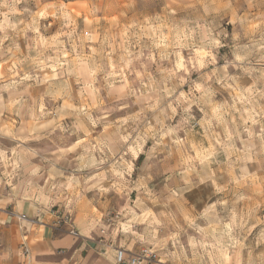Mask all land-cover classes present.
I'll return each mask as SVG.
<instances>
[{"label": "rangeland", "instance_id": "rangeland-1", "mask_svg": "<svg viewBox=\"0 0 264 264\" xmlns=\"http://www.w3.org/2000/svg\"><path fill=\"white\" fill-rule=\"evenodd\" d=\"M22 6L23 19H9L4 13L16 15L15 5L0 0V99L5 102L11 96L23 92L27 85L36 83L32 79L22 80L25 75L42 81L33 91L34 96L49 91L50 87L56 90L55 85L62 79H67L78 92L76 75L63 76L64 70H75L77 75L87 80L88 72L92 69L87 59L90 54L103 46L114 61L129 32L140 21H146L163 10L162 6L141 2L120 14V17L107 18L102 16L94 3L36 4L27 0ZM243 14L232 12L217 16L218 28L228 33V37L219 41L221 46L216 53L217 67L224 69L227 66L232 79L227 80L231 87L212 85L217 92L213 99L217 104L235 106L237 115L232 117L233 122L237 116L243 117L236 125L237 134L231 139L221 135L213 140L208 134L209 129L203 124L206 109L200 104H192L190 110L184 112L182 107L172 102L175 98L179 103L176 94L165 93L166 100L158 99L164 80L162 72L152 74L151 87H145L150 85V81L144 80V86H140L143 96L138 98L139 94L127 96L126 89L120 88L121 76L128 82L130 74L116 69L115 63L110 64L112 79L116 83L112 86L113 99L109 106L113 111L108 116V122L116 123L143 113L145 119L140 123L139 131L148 137L143 151L137 153L129 145V151L125 153V159L132 167L130 183L133 186L128 190L127 184L113 182V189L106 194L108 207L115 209L111 211V216L119 219L121 213H126V219L129 220L140 217L143 223L136 225L134 231L141 234H147L153 219L164 217L170 222L169 229L152 233L156 237L155 241L129 242L128 245L136 252L143 247L154 252L155 259L147 264H247L250 258L258 257L264 251V141L260 135L264 130V100H260L256 93L246 91L252 87L259 70L264 69V60H261L258 51L261 46L258 34L245 38L239 44L231 41L234 30L241 29L237 17ZM68 29H72L71 35ZM237 55H248V60L239 69L230 66L236 61ZM243 68H247L248 74H241ZM140 75L136 73L138 79ZM190 75L194 81L197 79L195 73ZM182 90L187 94L189 85L185 83ZM57 94L60 93L57 91ZM252 97H256V102L248 103ZM56 103L62 104L63 101L58 100ZM5 116L6 119L11 116L13 120H19L12 113H6ZM63 122L70 126L75 122L82 123L70 115L63 117ZM224 127L230 135L232 126L225 123ZM104 129V124L89 127L92 144L102 138ZM165 132L168 133L162 136L165 143L179 142L174 160L160 154L159 148L151 154L148 151L157 136ZM87 140L88 137L83 133H77L66 142H60L59 147H71ZM185 140L191 141L194 156L201 155L208 148L215 154L210 157L209 163L194 165L192 171L184 174V179H179L172 169L184 159L182 144ZM4 143L11 146L8 140ZM27 144L39 146L41 151H56L49 137L28 141ZM82 151V148L77 149V152ZM117 159L118 154L113 156V161ZM153 160L156 162L152 163ZM149 171L154 174L146 180L145 173ZM91 197L92 192L89 191L84 196L85 203L75 213L69 212L67 205L56 203L47 206L40 203L49 208L50 213L69 214L79 232L76 221L88 214L86 202ZM99 210L95 206L91 209ZM177 212L182 215L184 223L179 222ZM234 217L245 220L241 233L244 247L221 250L215 246L213 238L222 229H228ZM120 223L123 225L124 220ZM77 239L84 245L68 264L95 262L103 250L92 249L90 256L85 257L87 249L93 246L91 240L107 245L109 238L104 234L93 233L91 237L81 236ZM117 239L123 242L122 236L116 235Z\"/></svg>", "mask_w": 264, "mask_h": 264}, {"label": "clouds", "instance_id": "clouds-1", "mask_svg": "<svg viewBox=\"0 0 264 264\" xmlns=\"http://www.w3.org/2000/svg\"><path fill=\"white\" fill-rule=\"evenodd\" d=\"M143 2L162 6L163 10L146 21H140L129 32L114 61L101 46L87 57L92 64L87 80L77 75L75 70L63 71V76L76 75L78 92L67 79H62L55 85L56 90L50 87L49 91L34 96L33 91L42 81L25 75L22 80L32 79L36 83L27 85L23 92L11 96L7 102L0 99V197L7 195L21 203L39 201L47 206L60 203L67 205L69 212L75 213L80 205L85 203L84 196L91 191L92 197L86 202L89 212L76 221L80 231L76 232L74 229L72 234L77 238L91 237L93 233L108 236L109 251L104 254L106 258H102L99 264H117L113 257L124 259V253L112 251L118 243L115 240L116 235L122 236L121 246L126 248L133 240L144 243L155 241L156 237L152 234L154 231L170 227L167 218L153 219L147 234H141L134 231L136 225L143 223L140 217L129 220L126 219V213H121L119 219L111 216V211L115 209L108 207L106 194L113 189V182L127 184L128 190L133 186L130 183L132 167L125 159V153H128L129 145L134 147L137 153L143 151L144 142L148 137L139 131V125L145 119L143 113L116 123L108 122V116L113 111L109 106L113 99L112 86L116 83L112 79L110 64L115 63L116 69L130 74L128 82L121 76L120 88L126 89L127 96L139 94L138 98L143 96L140 86H144V80L150 81V85L145 87H151L152 74L162 72L164 80L161 82L157 98L166 100L165 93L176 94L179 103L175 98L172 102L177 107H182L184 112H188L192 104H200L206 109L203 124L209 129L208 134L216 140L221 135L231 139L238 132L236 125L243 119L242 116H237L233 122L232 117L237 115L235 106L217 104L213 99L217 92L213 90L212 85L231 87L227 80L232 79L227 66L224 69L217 67L216 53L221 46L219 41L228 37L227 32L218 28L217 16L220 13L228 15L232 12H243V15L237 17L241 29L234 30L231 41L239 44L245 38L258 34L261 42L258 51L261 60H264V0ZM67 32L71 35L72 29ZM248 55H237L236 61L230 66L241 68L248 60ZM137 72L141 74L139 79ZM191 73L196 74L195 81ZM241 74H248L247 68H243ZM185 83L190 88L187 94L182 90ZM257 84L260 85L259 88L256 87ZM246 91L256 93L260 100H264V69L259 70L252 87ZM105 92L108 95H102ZM58 100L63 103L57 104ZM255 102L256 97L248 100V103ZM6 113L18 117V122L11 116L5 119ZM69 115L78 118L82 123L75 122L71 126L64 123L63 117ZM225 123L232 126L230 135L224 127ZM100 124L105 125L104 133L101 139L92 144L89 127ZM77 133L87 136V142L82 141L71 147H59L60 142H66ZM166 135L167 132L158 135L148 151L151 154L159 148L160 154L174 160L179 142L165 143L162 136ZM260 135L264 141V130ZM42 137L50 138L56 148L55 152L41 151L39 146L27 144L28 141L40 140ZM5 140H8L11 146L5 145ZM78 148L83 151L77 152ZM97 152L99 155H94ZM182 152L184 159L178 161L172 169L179 179H184V174L192 171L194 165L209 163L210 157L215 154L208 148L204 149L201 155L194 156L190 140L183 142ZM117 154L119 159L113 161V156ZM152 174L154 173L151 171L146 172L145 179H149ZM7 186H10V191ZM93 206L100 210L91 211ZM177 217L180 223H184L179 212ZM66 219L71 218L66 216ZM121 220H124L123 225ZM229 223L228 229H222L213 238L215 246L221 250L243 248L244 237L241 233L244 231L245 220L234 217ZM91 242L95 243V240L92 239ZM247 264H264V251L260 256L250 258Z\"/></svg>", "mask_w": 264, "mask_h": 264}, {"label": "crops", "instance_id": "crops-1", "mask_svg": "<svg viewBox=\"0 0 264 264\" xmlns=\"http://www.w3.org/2000/svg\"><path fill=\"white\" fill-rule=\"evenodd\" d=\"M26 1L6 0L15 5L16 15L9 13H4V15L9 19H23L22 12L24 11L20 9H23L22 5ZM32 2L36 4L41 2L48 4L94 3L103 17L113 18L114 16L120 17V14L143 0H32ZM7 190L10 191V187L7 186ZM18 215H24L25 219H19ZM53 220L54 217L49 208L39 201L21 203L18 199H10L7 195L0 197V264H68L71 262L84 244L68 234L65 227H55ZM116 241L118 243L112 251L122 249L127 254L136 252L131 246L124 248L121 246L123 242L121 243L118 239ZM23 247L28 249L27 253L23 251ZM92 247L87 249L85 257L90 256L92 249L100 248L103 251L95 260V264H99L102 258H106L104 254L108 253L109 245L95 242ZM113 259L116 260L115 257Z\"/></svg>", "mask_w": 264, "mask_h": 264}, {"label": "built area", "instance_id": "built-area-1", "mask_svg": "<svg viewBox=\"0 0 264 264\" xmlns=\"http://www.w3.org/2000/svg\"><path fill=\"white\" fill-rule=\"evenodd\" d=\"M52 215L54 217L53 220V225L57 228H62V226L65 227L67 230L68 234L71 236L77 238L74 236L73 230L75 229L74 223L71 219H66L67 217H70L69 214H60L56 213V211L52 212ZM19 219H25L24 215H18ZM77 232V230L75 229ZM104 244V243H103ZM24 252H28V249L26 247H23ZM116 252L118 253H124V259H120L119 257H115L117 260V263H127V264H133V261L135 264H147L155 259V254L151 249H148L146 247L141 248L139 251L131 254H127L124 250L122 249H117Z\"/></svg>", "mask_w": 264, "mask_h": 264}]
</instances>
